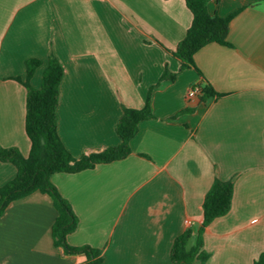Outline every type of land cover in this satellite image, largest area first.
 Instances as JSON below:
<instances>
[{
  "label": "crops",
  "instance_id": "1",
  "mask_svg": "<svg viewBox=\"0 0 264 264\" xmlns=\"http://www.w3.org/2000/svg\"><path fill=\"white\" fill-rule=\"evenodd\" d=\"M208 10L229 19V45L208 44L182 68L185 0H0L1 148L30 153L21 81L33 59L36 90L52 57L64 69L57 132L76 158L119 147L124 108L150 105L128 156L51 177L78 219L67 242L100 250L101 264H174L176 240L202 228L216 179L234 195L201 234L206 264L264 253V0H210ZM196 85L203 95L189 100ZM16 176L0 160V188ZM57 216L48 194L12 202L0 215V264H84L54 245Z\"/></svg>",
  "mask_w": 264,
  "mask_h": 264
},
{
  "label": "trees",
  "instance_id": "2",
  "mask_svg": "<svg viewBox=\"0 0 264 264\" xmlns=\"http://www.w3.org/2000/svg\"><path fill=\"white\" fill-rule=\"evenodd\" d=\"M185 1L192 14V24L178 45L175 55L181 60L182 68H189L194 64V55L206 45H229V19L211 14L208 10L210 0ZM41 65L42 61L37 59L28 61L27 79L24 82L20 80L28 90L26 134L31 142L29 155L23 156L17 148L0 147V160L12 163L17 169L16 178L0 188V215L16 200L36 192L48 194L52 197L58 213L52 227L54 245L62 248L66 254H83L86 257L84 264H101L103 257L100 250L73 247L67 242L68 235L78 227V219L70 204L52 185L51 177L57 173H79L93 169L99 164L125 158L130 154L129 141L136 135L139 123L151 118L152 111L149 104L141 110L124 108L117 128L121 145L76 158L65 148L57 132L58 87L64 69L59 61L52 57L42 87L36 90L31 87L30 79ZM204 91L206 95L212 93L207 87ZM233 195L232 181H214L203 203L202 228L196 235L187 232L176 240L171 255L174 264H206L208 255L203 250L201 234L214 219L224 216L230 210ZM255 264H264V253Z\"/></svg>",
  "mask_w": 264,
  "mask_h": 264
},
{
  "label": "built area",
  "instance_id": "3",
  "mask_svg": "<svg viewBox=\"0 0 264 264\" xmlns=\"http://www.w3.org/2000/svg\"><path fill=\"white\" fill-rule=\"evenodd\" d=\"M203 95V90L200 86H193L190 88V90L188 91V99L191 100V99H194V98H197V97H200ZM189 224V222H188Z\"/></svg>",
  "mask_w": 264,
  "mask_h": 264
}]
</instances>
